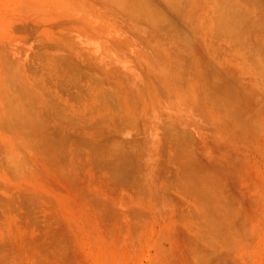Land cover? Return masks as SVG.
Instances as JSON below:
<instances>
[{
  "label": "rangeland",
  "instance_id": "374dc122",
  "mask_svg": "<svg viewBox=\"0 0 264 264\" xmlns=\"http://www.w3.org/2000/svg\"><path fill=\"white\" fill-rule=\"evenodd\" d=\"M0 264H264V0H0Z\"/></svg>",
  "mask_w": 264,
  "mask_h": 264
}]
</instances>
